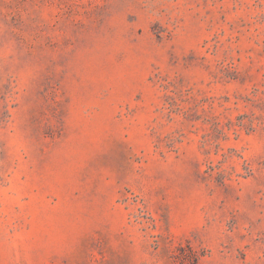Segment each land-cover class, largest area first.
<instances>
[{"label": "rangeland", "instance_id": "1", "mask_svg": "<svg viewBox=\"0 0 264 264\" xmlns=\"http://www.w3.org/2000/svg\"><path fill=\"white\" fill-rule=\"evenodd\" d=\"M0 264H264V0H0Z\"/></svg>", "mask_w": 264, "mask_h": 264}]
</instances>
